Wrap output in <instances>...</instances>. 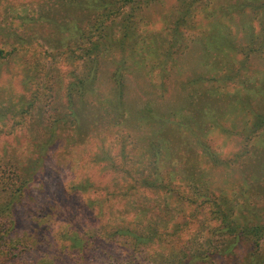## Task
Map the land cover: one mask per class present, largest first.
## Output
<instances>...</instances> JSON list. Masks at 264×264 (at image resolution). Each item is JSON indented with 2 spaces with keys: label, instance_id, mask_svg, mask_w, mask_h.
Masks as SVG:
<instances>
[{
  "label": "rangeland",
  "instance_id": "rangeland-1",
  "mask_svg": "<svg viewBox=\"0 0 264 264\" xmlns=\"http://www.w3.org/2000/svg\"><path fill=\"white\" fill-rule=\"evenodd\" d=\"M99 1L0 0V168L26 179L12 243L38 245L19 264H72V223L102 241L87 264H264V228L229 232L264 227L261 11L140 0L126 18L132 3Z\"/></svg>",
  "mask_w": 264,
  "mask_h": 264
},
{
  "label": "trees",
  "instance_id": "trees-1",
  "mask_svg": "<svg viewBox=\"0 0 264 264\" xmlns=\"http://www.w3.org/2000/svg\"><path fill=\"white\" fill-rule=\"evenodd\" d=\"M123 2L132 3V7H129L128 14L126 15V18H129L132 16L134 12L139 10L141 3L140 0H122ZM104 2L101 7L102 9L106 10L107 6L109 5V0H100L99 4ZM250 6H254L256 9L260 10L262 13L261 18V43L260 46L264 48V0H252V3H250ZM246 6H249L248 4H244ZM243 8V6H242ZM181 12V11H180ZM178 12L175 27H174V33L176 35V38L179 36V28L180 25L178 23V18L181 20L182 23L188 22L187 18L184 16V14H180ZM100 15V14H99ZM99 16L92 19L95 20ZM178 41V39H177ZM117 83L120 86V92H119V99L121 101L122 94H121V76H118ZM123 87V86H122ZM264 122V116H260V119H258V123ZM152 157L155 162L159 165V161L162 157H165V152L163 151L162 145L160 143H155L154 147H152ZM172 154V153H171ZM161 166V165H160ZM91 186V185H90ZM76 190H86V188L89 187L86 183H81L73 186ZM26 188V179L20 178V172L18 171L17 167L13 168V165L6 166L3 170L0 168V264H19L22 262L21 254L27 250V249H36L38 248V245H35L34 247H27L26 245H16L12 243V239L14 238V234H11L15 225V217L14 213L15 210L18 207V204L20 202V196L24 192ZM74 190L73 192H77ZM86 208H88L89 212L91 214H94V216L98 217L102 214V209L104 208L103 200L99 197L92 198V200L88 199V203L85 204ZM43 210V208H42ZM41 210V211H42ZM41 215V212L38 214V216ZM152 225V227H151ZM152 228V232L147 233L149 237H153V240L158 236V230L156 228V225L154 222L150 223L149 225ZM238 227L240 229L231 228L229 232L233 234L232 237L235 238V240H241L242 237H246L248 235L256 236L258 237L261 232L262 228H264L262 225L255 223L252 225H249L248 222L244 225H239ZM70 231L73 232L72 237L70 238L69 243V252L73 255L74 262L72 264H87L86 258H92V254L96 250V248L99 247L98 250H103V247L100 246L102 241L98 239H91L88 240L84 237V233L86 229L79 228L76 223L70 224ZM96 230V229H95ZM131 236L130 239H132V246L133 248H139L143 244L147 242V240H142L141 237L136 234L134 235V232L129 231L128 232ZM162 236H170L171 233H160ZM93 240V241H92ZM52 242V241H51ZM43 243V241H42ZM234 243V242H233ZM49 246V245H48ZM146 246V245H145ZM60 252V250H58ZM100 252V251H98ZM63 261H56V258L54 259V255H51L50 253L46 255V257H41L40 260L36 264H62ZM68 264H71L69 261H67ZM182 264H184L182 262Z\"/></svg>",
  "mask_w": 264,
  "mask_h": 264
}]
</instances>
